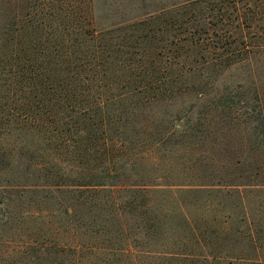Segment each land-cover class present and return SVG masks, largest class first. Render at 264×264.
<instances>
[{
  "label": "trees",
  "instance_id": "16d2710c",
  "mask_svg": "<svg viewBox=\"0 0 264 264\" xmlns=\"http://www.w3.org/2000/svg\"><path fill=\"white\" fill-rule=\"evenodd\" d=\"M163 6L99 25L92 0H0V264H264V155L207 126H264L211 91L262 53L264 0ZM218 143L243 152H197Z\"/></svg>",
  "mask_w": 264,
  "mask_h": 264
},
{
  "label": "rangeland",
  "instance_id": "374dc122",
  "mask_svg": "<svg viewBox=\"0 0 264 264\" xmlns=\"http://www.w3.org/2000/svg\"><path fill=\"white\" fill-rule=\"evenodd\" d=\"M177 0H92V6L95 9V15L99 25H112L120 22H125L133 18H138L152 10L164 7L165 4H170ZM262 46L264 43L261 44ZM228 89L239 93L240 95H249L254 98V102L250 104L251 107L257 108L264 104V48L262 53L250 61L243 62L237 65L234 69H231L225 74H221L216 77L215 83L211 87V91ZM256 95H259V99ZM234 113L240 116L248 115L244 109L237 110ZM202 109L194 113L196 122H199V117ZM233 114V115H234ZM246 119L239 121H228L227 124L220 122L218 119H213L207 125L209 129L210 139L214 142L221 141L223 139L232 138L234 140L243 139V141H253V146H247L245 153L249 156L248 164L251 163V156L264 155V146L259 143H264V126L260 120L251 118L250 113ZM255 117V116H254ZM251 118V119H249ZM195 122V123H196ZM194 123V124H195ZM197 126V125H196ZM224 132V136L221 135ZM232 135V136H230ZM214 145V144H213ZM210 145L208 149H201L197 152L204 155L206 151L215 157L220 155L231 156L234 153L240 154L243 152L237 148H228L225 151L219 149L218 145ZM234 150V151H233ZM254 163V162H253ZM246 209L239 216H243L248 219H264V190L259 192L251 193L248 192L244 195ZM245 232H250L248 222H245Z\"/></svg>",
  "mask_w": 264,
  "mask_h": 264
}]
</instances>
